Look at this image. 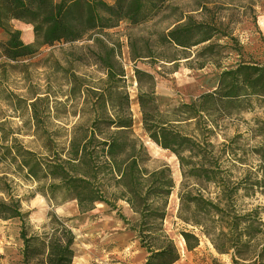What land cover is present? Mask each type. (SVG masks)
<instances>
[{"label":"trees","instance_id":"trees-1","mask_svg":"<svg viewBox=\"0 0 264 264\" xmlns=\"http://www.w3.org/2000/svg\"><path fill=\"white\" fill-rule=\"evenodd\" d=\"M168 3L0 0V58L4 62L28 60L42 47L85 41L86 51L79 54L72 50L66 54L67 59L70 63L82 62L84 55L103 73L98 86L70 74L69 91L63 101L48 91L27 100L10 94L14 113L21 105L28 111L31 136L35 138L31 147L25 146L0 123V194L5 196H0V220L19 223L21 264H72L75 235L67 220L52 212L35 230L29 212L11 193L10 174L34 183L35 192L50 203L75 202L81 216L93 212L98 204L119 213L117 202L125 203L133 217L127 219L121 213L118 217L145 251L144 264L179 261L178 250L163 229L174 180L166 164L149 168L150 157L132 130L133 104L139 108L146 137L177 159L181 182L176 218L191 226V231L180 232L185 249L194 250L199 238L204 237L218 255H229L232 264H264V204H255L257 196L264 201V145L252 149L261 174L246 169L235 176L232 170L236 164L253 163L234 154L230 144L234 138L229 144H220L218 150L211 141L213 129L223 118L234 111L251 110V99H264V64L238 61L221 69L212 90L189 104L163 111L155 96L154 75L134 67L137 93L132 98L120 61L121 43L112 40L107 31L123 22L128 27L145 24L166 10ZM14 21L30 27L33 43L23 42L21 32L11 27ZM180 21L160 36V42L171 49L189 52L216 34L207 25H191L184 18ZM192 32L200 35L193 44ZM127 45L134 62L148 59L152 65H174L179 60L176 56H154L142 41L128 39ZM202 52H212V44L204 46ZM203 67L200 65V69ZM79 98L82 106L72 114L80 119L78 123L70 128L47 124L48 120L69 116L67 104ZM50 101L61 111L54 112ZM189 123L195 126L191 134L183 130ZM257 136L264 144V130Z\"/></svg>","mask_w":264,"mask_h":264},{"label":"rangeland","instance_id":"rangeland-1","mask_svg":"<svg viewBox=\"0 0 264 264\" xmlns=\"http://www.w3.org/2000/svg\"><path fill=\"white\" fill-rule=\"evenodd\" d=\"M104 1L111 3V0ZM182 18L191 25H207L216 34L209 42L191 47L189 52L171 49L162 44L161 34L181 23ZM11 27L21 32L23 42L33 43L29 26L14 21ZM107 33L112 40L121 43L120 61L126 73L129 95L134 98L137 93L133 75V68L136 67L154 75L158 105L162 111L168 110L174 106L189 104L200 94L212 90L223 68H229L238 61L264 64V0H169L168 8L153 20L137 27H128L123 22ZM128 39L145 42L154 56H176L179 60L174 65L166 62L152 65L148 59L134 62L129 57ZM199 39L200 35L192 32L191 43ZM87 44L84 41L72 45L42 47L33 58L16 63L4 62L0 58V123H4L7 132H14V136L25 146L31 147L35 140L31 136L29 113L23 105L18 113H14L9 100L10 94L27 100L36 93L48 91L52 96L60 97L59 101H63V96L69 91L70 74L85 77L90 86H98L103 73L90 58L82 55V62L70 63L66 57L72 50L83 54ZM208 44H212V52L202 55L203 47ZM188 54V60L182 59ZM200 65L204 67L200 69ZM251 100V110L234 111L231 116L218 123L211 135V141L217 150L220 144H229L234 138V142L230 143L234 154L248 158L253 163L249 166L236 164V168L232 170L235 176H240L246 169L257 175L261 174L252 149L264 145L262 137L257 136L264 130V99ZM50 102L54 112L61 111L60 106L55 107L53 101ZM82 103L81 98L69 102L65 108L69 116L48 120L47 124L70 128L80 121L72 114L79 111ZM138 109V106L131 107L134 117L132 130L150 157L149 168L166 164L174 180L175 188L168 200L163 229L178 250L179 264H232L229 255H218L204 237L199 238L198 247L190 252L185 249L184 241L180 244V232L191 231V226L179 223L176 218L177 191L181 182L179 165L174 155L159 148L146 137ZM197 129L199 131V127ZM183 130L191 134L195 126L189 123L183 125ZM8 178L11 193L21 200L23 210L29 212V222L35 230L50 212L67 220L75 235L72 264H144L145 251L139 247L134 235L118 217L119 213L127 219L133 217L125 203L117 202L119 213L98 204L93 212L81 216L75 202L50 203L35 192L36 185L31 181L11 174ZM0 196L5 197L2 194ZM255 204H264V201L257 196ZM18 226L16 220H0V264H21Z\"/></svg>","mask_w":264,"mask_h":264},{"label":"crops","instance_id":"crops-1","mask_svg":"<svg viewBox=\"0 0 264 264\" xmlns=\"http://www.w3.org/2000/svg\"><path fill=\"white\" fill-rule=\"evenodd\" d=\"M0 36H1V31H0ZM133 106H137V105H136V104H133L132 107H133ZM133 118H134V117H133ZM175 264H179V261H178L177 263H175Z\"/></svg>","mask_w":264,"mask_h":264},{"label":"bare ground","instance_id":"bare-ground-1","mask_svg":"<svg viewBox=\"0 0 264 264\" xmlns=\"http://www.w3.org/2000/svg\"><path fill=\"white\" fill-rule=\"evenodd\" d=\"M176 202V201H175ZM176 207V206H175ZM182 241L180 242V244H182L183 243V239H181Z\"/></svg>","mask_w":264,"mask_h":264}]
</instances>
